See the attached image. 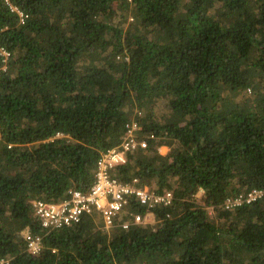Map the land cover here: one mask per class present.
Masks as SVG:
<instances>
[{
  "label": "trees",
  "instance_id": "obj_1",
  "mask_svg": "<svg viewBox=\"0 0 264 264\" xmlns=\"http://www.w3.org/2000/svg\"><path fill=\"white\" fill-rule=\"evenodd\" d=\"M0 50V258L264 264V199L224 206L264 190V0H0ZM133 119L146 148L111 175L171 206L128 230L41 231L32 202L86 191Z\"/></svg>",
  "mask_w": 264,
  "mask_h": 264
},
{
  "label": "built area",
  "instance_id": "obj_2",
  "mask_svg": "<svg viewBox=\"0 0 264 264\" xmlns=\"http://www.w3.org/2000/svg\"><path fill=\"white\" fill-rule=\"evenodd\" d=\"M0 55L4 57V62L9 56L3 50H0ZM140 129L136 119H133L125 125V133L120 143L100 153L93 182L86 191L70 189L66 198L60 202L50 203L42 200L32 202V214L41 231L47 234L68 228L78 224L82 218L94 215L100 217L103 231L108 232L114 228L128 230L132 226L149 223L148 219L152 216L153 209L171 206L173 201L171 192L157 194L148 187H140L138 179L124 183L111 175L117 166L126 163L128 152H133L137 148H146V142L139 140ZM55 137H62V134H57ZM153 138V135L149 136V139ZM161 149L162 147L158 148V151ZM261 199H264V190L251 189L226 200L224 206L226 209H233L250 205ZM138 206L145 208L144 215L134 212L135 207ZM23 240L26 251L31 255H37L42 250V235L26 231ZM8 261L0 258V264H8Z\"/></svg>",
  "mask_w": 264,
  "mask_h": 264
},
{
  "label": "rangeland",
  "instance_id": "obj_3",
  "mask_svg": "<svg viewBox=\"0 0 264 264\" xmlns=\"http://www.w3.org/2000/svg\"><path fill=\"white\" fill-rule=\"evenodd\" d=\"M167 152H168V149L165 147H162V149L159 151V153H161L162 155H166ZM144 187H146V186H144ZM196 197H197V199H199L201 197V192H199ZM210 214H212V213L210 212ZM99 220L101 221V219H99ZM148 220H149V223H152L151 217ZM25 233H26V230H23L22 235H24Z\"/></svg>",
  "mask_w": 264,
  "mask_h": 264
}]
</instances>
